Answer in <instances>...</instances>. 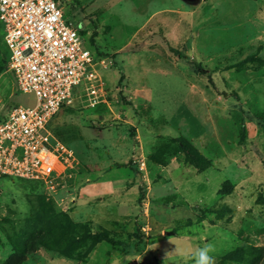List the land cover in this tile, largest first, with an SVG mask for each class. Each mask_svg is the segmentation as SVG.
Instances as JSON below:
<instances>
[{"label": "rangeland", "instance_id": "obj_1", "mask_svg": "<svg viewBox=\"0 0 264 264\" xmlns=\"http://www.w3.org/2000/svg\"><path fill=\"white\" fill-rule=\"evenodd\" d=\"M62 10L102 62L101 91L50 123L79 158L54 190L1 179L0 264L44 230L71 240L74 258L37 246L22 264H195L205 244L216 264H244L223 257L264 249V0H63ZM3 50L0 31V118L35 105Z\"/></svg>", "mask_w": 264, "mask_h": 264}, {"label": "built area", "instance_id": "obj_2", "mask_svg": "<svg viewBox=\"0 0 264 264\" xmlns=\"http://www.w3.org/2000/svg\"><path fill=\"white\" fill-rule=\"evenodd\" d=\"M63 0H0V31L8 71L33 107L0 118V182L19 179L54 190L79 164L76 152L50 130L61 109L98 96L102 62L84 48L79 26L64 18Z\"/></svg>", "mask_w": 264, "mask_h": 264}, {"label": "trees", "instance_id": "obj_3", "mask_svg": "<svg viewBox=\"0 0 264 264\" xmlns=\"http://www.w3.org/2000/svg\"><path fill=\"white\" fill-rule=\"evenodd\" d=\"M2 55L4 67L6 70H8V53L5 47ZM176 55L180 59H183L188 63H194L189 57H185L180 53H176ZM141 199L142 196L140 197V200ZM67 222L71 224L70 221L67 220ZM32 238L33 239L29 243L25 239L20 242H16L13 245L15 252L13 256L5 262V264H22L25 260V256L33 253L37 246H43L48 250H54L64 254L67 257L74 258L72 254L74 245L71 246V240L66 239L65 241H61L60 239H57L55 235L48 230H44L43 234ZM223 260L226 262L240 261L244 264H264V249L252 248L249 250L248 254H245L242 249H238L225 255L223 257Z\"/></svg>", "mask_w": 264, "mask_h": 264}, {"label": "clouds", "instance_id": "obj_4", "mask_svg": "<svg viewBox=\"0 0 264 264\" xmlns=\"http://www.w3.org/2000/svg\"><path fill=\"white\" fill-rule=\"evenodd\" d=\"M215 249L211 244H205L204 247H196L193 250L192 258L195 264H216L214 255Z\"/></svg>", "mask_w": 264, "mask_h": 264}]
</instances>
